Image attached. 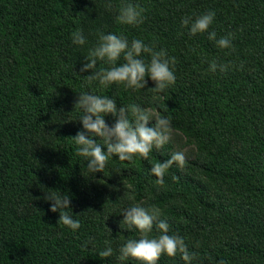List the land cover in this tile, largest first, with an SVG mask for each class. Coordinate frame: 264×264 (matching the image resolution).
<instances>
[{
	"label": "trees",
	"instance_id": "16d2710c",
	"mask_svg": "<svg viewBox=\"0 0 264 264\" xmlns=\"http://www.w3.org/2000/svg\"><path fill=\"white\" fill-rule=\"evenodd\" d=\"M128 3L144 9L143 23H117ZM208 11V31L190 36L181 27ZM76 30L84 45L73 43ZM211 31L230 35L233 47H217ZM101 32L166 50L175 84L161 94L147 77L141 90L87 83L89 72L79 70ZM213 60L231 67L210 72ZM80 92L169 118L174 140L188 148L185 166L174 163L163 185L150 173L176 152L169 141L146 160L112 157L90 174L70 138L82 130ZM56 189L70 195L78 230L49 210L44 197ZM134 204L160 210L169 234L196 254L192 264H264V0H0V264H140L119 259V248L139 237L122 222ZM150 235H159L155 225ZM106 240L113 255L101 258ZM157 264L185 262L162 255Z\"/></svg>",
	"mask_w": 264,
	"mask_h": 264
},
{
	"label": "clouds",
	"instance_id": "9594fccd",
	"mask_svg": "<svg viewBox=\"0 0 264 264\" xmlns=\"http://www.w3.org/2000/svg\"><path fill=\"white\" fill-rule=\"evenodd\" d=\"M105 6L112 8L111 3ZM143 12L144 9L139 6L124 4L120 7L116 21L124 25H139L143 23ZM214 18V11L198 15L194 19L187 16L181 19V27L187 28L188 34L194 36L208 31ZM208 39L215 41L217 47L221 49L233 47L230 35L216 39L215 31H211L208 33ZM72 41L77 45L86 43L81 30L72 33ZM145 54L149 57L147 61L144 58ZM121 59L123 62L118 63ZM97 61H103L108 67L97 69ZM175 63V58L168 57L164 49L155 51L142 40L129 41L123 35L101 32L98 35L97 45L90 50L88 58L79 71L89 72L84 76L87 83L98 82L102 88L118 84L124 85L125 89L141 90L147 85V77L155 85L149 89L162 94L176 82ZM230 67L229 64L218 63L215 60L208 62L210 72L217 70L224 72ZM74 106L80 110L81 115L78 120L82 130L77 131L75 136L70 138L77 146L76 155L85 159L90 174L103 172L112 157H117L121 161H132L134 157L146 160L153 149L163 148L173 137L174 130L169 118L154 116L150 109L138 104L117 107L113 98L92 92H80ZM108 115L115 118L111 125L105 120V116ZM152 121L154 123L150 125ZM94 137L99 138L103 143H99ZM174 163L180 168L185 166L186 155L183 151L174 152L169 159L155 163L151 167L150 173L157 178L158 184H164V176ZM65 193L67 192L56 189L46 193L44 199L50 202L51 212L59 213L57 222L76 231L81 227V222L74 219L67 211L71 210V197ZM122 215V222L129 228H135L139 232V237L128 239L119 248L121 261L131 258L139 261L140 264H157L162 255L175 257L179 254L185 264H192L196 254L189 250L182 236L169 234L170 226L166 220L159 219L161 215L159 209L134 204L125 209ZM154 225L159 231L158 236L150 235ZM89 242L85 241L84 246ZM104 243L105 249L98 255L101 258H108L113 255V248L110 241L106 240ZM218 264H227V262L220 260Z\"/></svg>",
	"mask_w": 264,
	"mask_h": 264
},
{
	"label": "rangeland",
	"instance_id": "374dc122",
	"mask_svg": "<svg viewBox=\"0 0 264 264\" xmlns=\"http://www.w3.org/2000/svg\"><path fill=\"white\" fill-rule=\"evenodd\" d=\"M170 141L172 142L173 150H175L176 152L183 151L186 155V158L187 157L189 158L188 148L185 147V145L183 144V141L179 140L177 137H176V140H174V136L172 137Z\"/></svg>",
	"mask_w": 264,
	"mask_h": 264
}]
</instances>
